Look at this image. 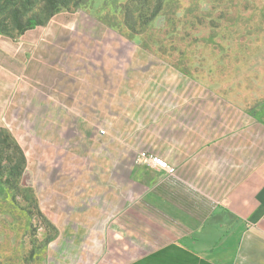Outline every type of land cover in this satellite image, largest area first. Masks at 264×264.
Instances as JSON below:
<instances>
[{
    "label": "rangeland",
    "instance_id": "1",
    "mask_svg": "<svg viewBox=\"0 0 264 264\" xmlns=\"http://www.w3.org/2000/svg\"><path fill=\"white\" fill-rule=\"evenodd\" d=\"M135 1L68 0L47 17L43 0H0V128L24 157L0 132L1 179L21 168L0 194V264L44 263L46 211L107 183L109 136L158 83L181 73L238 109L264 101V0ZM14 9L41 24L20 33Z\"/></svg>",
    "mask_w": 264,
    "mask_h": 264
},
{
    "label": "crops",
    "instance_id": "2",
    "mask_svg": "<svg viewBox=\"0 0 264 264\" xmlns=\"http://www.w3.org/2000/svg\"><path fill=\"white\" fill-rule=\"evenodd\" d=\"M173 76L109 136L107 183L46 211L43 264H264V101L244 111Z\"/></svg>",
    "mask_w": 264,
    "mask_h": 264
},
{
    "label": "trees",
    "instance_id": "3",
    "mask_svg": "<svg viewBox=\"0 0 264 264\" xmlns=\"http://www.w3.org/2000/svg\"><path fill=\"white\" fill-rule=\"evenodd\" d=\"M87 0H78L79 3H85ZM133 4L132 6L136 5V1L135 0H128ZM43 9H44V15L49 17V16H53L54 14H56L57 12H59L68 2V0H43ZM137 10L139 11L138 13L140 14L139 16H143L144 12H142L143 9L142 6H137L136 7ZM147 10H149V6L146 7ZM157 11H151L149 17H147L146 22L143 24H147V22H149L151 19L154 18V16L156 15ZM11 21L12 23L16 26L17 30L21 33L23 31H25L26 29H31L34 28L35 26L41 24L42 20L35 17V16H28L25 17L24 20H22V17L20 16L18 10L14 9L11 11ZM5 28V26H0V32H2V30ZM132 33H138V31H135L132 28ZM0 132H1V136H2V140L6 143L7 146H12L14 149L20 151L19 145L17 144V142L15 141V139L8 133L7 130L0 128ZM24 160V157L20 151V162L22 163ZM10 162H12L10 160ZM18 170L16 171V166L13 165L11 172L9 171L8 173V177H6V180H2L0 177V194L3 193L4 191V184L7 183L9 184V178L10 176H16L18 177L21 173V168L17 167Z\"/></svg>",
    "mask_w": 264,
    "mask_h": 264
},
{
    "label": "built area",
    "instance_id": "4",
    "mask_svg": "<svg viewBox=\"0 0 264 264\" xmlns=\"http://www.w3.org/2000/svg\"><path fill=\"white\" fill-rule=\"evenodd\" d=\"M98 132H99V135H102L105 133L103 129H100ZM140 157L147 159L151 165H153L154 167L158 169L165 170L169 174H173L175 171L173 166L169 165L166 160H164L163 158L157 155L148 154L145 151H142L140 153Z\"/></svg>",
    "mask_w": 264,
    "mask_h": 264
}]
</instances>
